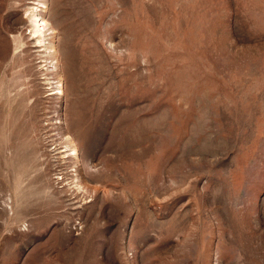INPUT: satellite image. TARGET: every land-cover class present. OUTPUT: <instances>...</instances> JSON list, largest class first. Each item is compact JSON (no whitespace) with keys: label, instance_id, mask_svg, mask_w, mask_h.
<instances>
[{"label":"rangeland","instance_id":"obj_1","mask_svg":"<svg viewBox=\"0 0 264 264\" xmlns=\"http://www.w3.org/2000/svg\"><path fill=\"white\" fill-rule=\"evenodd\" d=\"M0 264H264V0H0Z\"/></svg>","mask_w":264,"mask_h":264}]
</instances>
